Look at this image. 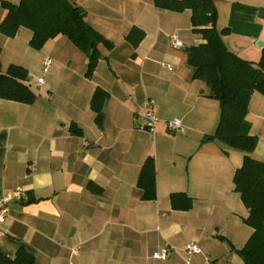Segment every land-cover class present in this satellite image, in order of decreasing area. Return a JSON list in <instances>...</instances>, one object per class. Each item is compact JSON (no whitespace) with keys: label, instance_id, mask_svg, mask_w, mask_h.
Listing matches in <instances>:
<instances>
[{"label":"crops","instance_id":"obj_1","mask_svg":"<svg viewBox=\"0 0 264 264\" xmlns=\"http://www.w3.org/2000/svg\"><path fill=\"white\" fill-rule=\"evenodd\" d=\"M75 1L112 43L98 45L90 77L88 57L64 35L34 49L26 27L12 37L0 33L2 71L25 68L35 94L29 104L0 98V196L24 189L6 205L0 252L13 258L22 246L40 264H244L236 250L252 229L233 187L244 153L205 138L216 130L220 104L205 95L204 81L191 77L186 62V48L203 42L192 30L191 11L158 8L153 0ZM215 4L217 26L228 28L227 47L258 61L264 0ZM5 12L0 4V20ZM134 27L143 32L136 46L126 39ZM171 35L183 46L173 47ZM44 57L52 60L47 72ZM96 88L108 93L101 124L91 108ZM146 98L159 118L152 131L142 127ZM247 107L258 139L254 154L264 159V94L254 92ZM175 118L182 131L168 129ZM149 155L154 201L142 200L137 186ZM180 192L191 197L190 209L171 206L170 195ZM190 242L201 252L187 254ZM163 245L171 246L166 258L155 259Z\"/></svg>","mask_w":264,"mask_h":264},{"label":"trees","instance_id":"obj_2","mask_svg":"<svg viewBox=\"0 0 264 264\" xmlns=\"http://www.w3.org/2000/svg\"><path fill=\"white\" fill-rule=\"evenodd\" d=\"M158 8L191 11L192 30L201 34L203 42L186 48V62L191 77L204 81L205 95L217 99L220 117L216 130L207 139H216L225 147L244 153L241 165L233 175L234 191L248 209L244 222L252 233L244 246L237 249L244 264H264V159L254 154L258 142L251 134L247 120L250 97L254 92L264 94V49L260 59L251 61L230 50L224 42L228 28L217 26L215 0H153ZM5 14L0 20V33L12 37L19 27L32 31L29 44L40 49L44 43L58 35L66 36L87 57L86 75L90 77L101 54L98 45L112 47V43L96 31L86 20L85 10L75 0H20L17 4L0 0ZM143 32L132 28L126 39L136 46ZM1 51V47H0ZM27 71L19 65H10L2 71L0 64V98L31 103L35 94L26 81ZM108 93L96 88L91 108L95 120L101 124ZM72 132L80 128L71 125ZM137 186L142 200L156 198V171L149 155L139 172ZM171 206L188 210L192 199L185 193H172ZM0 264H40L34 255L20 246L13 258L0 252Z\"/></svg>","mask_w":264,"mask_h":264},{"label":"built area","instance_id":"obj_3","mask_svg":"<svg viewBox=\"0 0 264 264\" xmlns=\"http://www.w3.org/2000/svg\"><path fill=\"white\" fill-rule=\"evenodd\" d=\"M170 43L173 47H182L183 44L182 42L176 37V35H171L170 36ZM52 64V60L49 57H44L42 60V69L43 72H47L48 69L50 68ZM169 66V65H167ZM38 82L43 83L44 79L43 77H38ZM143 106H144V118L146 119V123L142 125V127L152 131L154 127V123H156L159 118L154 112V100L151 98H146L143 101ZM181 120L178 118L172 119L167 122V127L170 131H182L183 125L180 123ZM24 193V189L22 187H16L15 189L8 191L7 193H4L2 196H0V221L3 220L4 214L7 211V203L12 201V200H20L22 195ZM186 253L187 254H193V253H199L201 252V248L199 245L195 242H190L186 244ZM171 246H158L157 249L153 252V257L158 258V259H165ZM76 252L77 250H73ZM189 262V258L187 260Z\"/></svg>","mask_w":264,"mask_h":264},{"label":"water","instance_id":"obj_4","mask_svg":"<svg viewBox=\"0 0 264 264\" xmlns=\"http://www.w3.org/2000/svg\"><path fill=\"white\" fill-rule=\"evenodd\" d=\"M259 45L261 46V45H264V44H260V43H259Z\"/></svg>","mask_w":264,"mask_h":264}]
</instances>
